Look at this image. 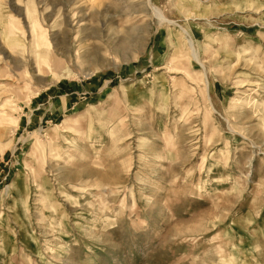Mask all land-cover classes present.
Segmentation results:
<instances>
[{
    "label": "rangeland",
    "instance_id": "1",
    "mask_svg": "<svg viewBox=\"0 0 264 264\" xmlns=\"http://www.w3.org/2000/svg\"><path fill=\"white\" fill-rule=\"evenodd\" d=\"M0 264H264V0H0Z\"/></svg>",
    "mask_w": 264,
    "mask_h": 264
},
{
    "label": "bare ground",
    "instance_id": "2",
    "mask_svg": "<svg viewBox=\"0 0 264 264\" xmlns=\"http://www.w3.org/2000/svg\"><path fill=\"white\" fill-rule=\"evenodd\" d=\"M36 45H37V43H36ZM34 55L35 56L37 55L36 50L34 51ZM43 61L46 62L47 66H49L50 64H55L57 62V60L55 58V54L51 50L49 51V54L44 56ZM36 72H37V74H41V73H43V70L40 68V66L37 65Z\"/></svg>",
    "mask_w": 264,
    "mask_h": 264
}]
</instances>
